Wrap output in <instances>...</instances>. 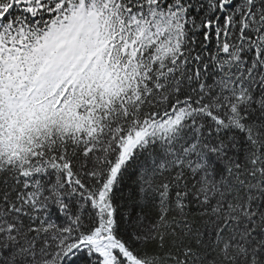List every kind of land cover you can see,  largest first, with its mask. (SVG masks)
Wrapping results in <instances>:
<instances>
[{
  "label": "snow or ice",
  "instance_id": "snow-or-ice-1",
  "mask_svg": "<svg viewBox=\"0 0 264 264\" xmlns=\"http://www.w3.org/2000/svg\"><path fill=\"white\" fill-rule=\"evenodd\" d=\"M0 264H264V0H0Z\"/></svg>",
  "mask_w": 264,
  "mask_h": 264
}]
</instances>
